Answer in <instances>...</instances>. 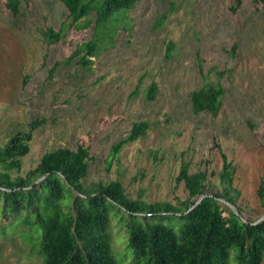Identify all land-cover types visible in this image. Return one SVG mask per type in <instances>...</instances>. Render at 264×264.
<instances>
[{
	"label": "rangeland",
	"instance_id": "obj_1",
	"mask_svg": "<svg viewBox=\"0 0 264 264\" xmlns=\"http://www.w3.org/2000/svg\"><path fill=\"white\" fill-rule=\"evenodd\" d=\"M4 3L0 0V146L28 131L33 120H45L33 132L19 175L47 152L85 145L91 153L85 187L119 180L134 199L178 205L188 199L183 182H177L181 166L217 173L223 153L236 167L238 213L253 223L264 216L256 194L264 178V12L251 0L237 12L231 0H142L127 14L129 23L115 21V44L92 58L91 71L76 60L64 61L77 44L91 39L93 27L71 29L52 45L45 41L46 29L59 30L68 21L60 0H22L18 17ZM207 82L225 89L221 108L217 114H194L190 94ZM152 83L159 91L146 101L143 92ZM142 121L150 126L146 135L110 163L112 145ZM209 176L207 190L219 193L218 178ZM112 220L116 227L118 217ZM117 231H123L112 236L120 261L126 243ZM33 246L0 236V264H40L30 252ZM130 261L128 254L123 264Z\"/></svg>",
	"mask_w": 264,
	"mask_h": 264
},
{
	"label": "trees",
	"instance_id": "obj_2",
	"mask_svg": "<svg viewBox=\"0 0 264 264\" xmlns=\"http://www.w3.org/2000/svg\"><path fill=\"white\" fill-rule=\"evenodd\" d=\"M60 1L68 10V21L59 30L46 29L45 41L52 45L61 42L71 29L93 27L91 39L77 44L64 61L71 64L76 60L91 71L92 58L115 44V21H128L127 14L142 0ZM243 1L231 0L232 12L240 10ZM251 1L256 10L264 12V0ZM21 3L5 0L4 5L11 16L18 17ZM92 13L95 19L90 18ZM173 49L170 43L168 51ZM60 64L52 68V74ZM218 73L224 76V71ZM140 86L135 88L137 95ZM158 91V85L152 83L143 92L145 100L153 101ZM224 94L220 83L210 82L193 91L190 104L194 114H217ZM44 121L33 120L28 131L17 132L0 146V236L34 242L30 252H36L40 264H123L128 254L130 264H264V221L243 223L221 202L238 209L241 196L234 184L236 167L225 154L217 173L209 168L191 173L188 163L181 166L177 182H183L187 200L178 205L147 203L140 197L132 198L119 180L85 187L91 158L90 147L85 145L47 152L34 169L19 175L33 132ZM149 128L148 122L134 123L129 135L112 145L108 161L118 158L125 146L145 136ZM14 173L17 176L13 177ZM209 175L218 178L219 193L207 190ZM204 193L211 196L195 205ZM256 194L264 209V178ZM112 216L118 217L116 227ZM118 228L126 243V254L120 261L115 257L112 237Z\"/></svg>",
	"mask_w": 264,
	"mask_h": 264
},
{
	"label": "water",
	"instance_id": "obj_3",
	"mask_svg": "<svg viewBox=\"0 0 264 264\" xmlns=\"http://www.w3.org/2000/svg\"><path fill=\"white\" fill-rule=\"evenodd\" d=\"M207 196H211V195H209L207 193H204L203 195H201L195 205L199 204ZM221 202H223L224 204H226L236 215H238L242 219V217L238 213L236 207H234L233 205L229 204L226 201L221 200ZM242 221H243V223H248L247 221H245L243 219H242ZM262 221H264V216L259 221L255 222V223H249V224H258V223H260Z\"/></svg>",
	"mask_w": 264,
	"mask_h": 264
}]
</instances>
